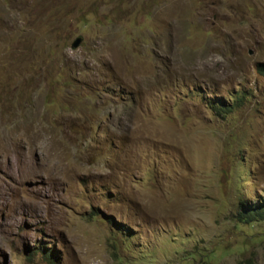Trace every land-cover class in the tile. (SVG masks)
Returning a JSON list of instances; mask_svg holds the SVG:
<instances>
[{"label":"rangeland","instance_id":"1","mask_svg":"<svg viewBox=\"0 0 264 264\" xmlns=\"http://www.w3.org/2000/svg\"><path fill=\"white\" fill-rule=\"evenodd\" d=\"M258 198L264 0H0V264H264Z\"/></svg>","mask_w":264,"mask_h":264},{"label":"trees","instance_id":"2","mask_svg":"<svg viewBox=\"0 0 264 264\" xmlns=\"http://www.w3.org/2000/svg\"><path fill=\"white\" fill-rule=\"evenodd\" d=\"M241 95L242 92L240 90H236L235 92H231L229 95V100L231 99L233 101L232 103H222L221 101L211 99L210 97L206 100V104L214 115L223 118L225 115L231 113L234 108L240 105L239 101L241 100ZM233 217L240 223L264 221V198H258L257 202L254 203H247L242 200L237 205Z\"/></svg>","mask_w":264,"mask_h":264},{"label":"water","instance_id":"3","mask_svg":"<svg viewBox=\"0 0 264 264\" xmlns=\"http://www.w3.org/2000/svg\"><path fill=\"white\" fill-rule=\"evenodd\" d=\"M79 43H80V38H75L71 44V47L75 48L79 45Z\"/></svg>","mask_w":264,"mask_h":264}]
</instances>
